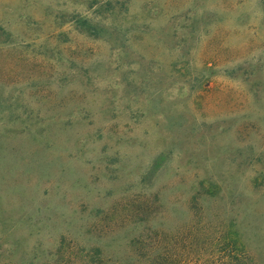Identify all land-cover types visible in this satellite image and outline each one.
<instances>
[{"label":"rangeland","instance_id":"374dc122","mask_svg":"<svg viewBox=\"0 0 264 264\" xmlns=\"http://www.w3.org/2000/svg\"><path fill=\"white\" fill-rule=\"evenodd\" d=\"M147 219L264 264V0H0V262Z\"/></svg>","mask_w":264,"mask_h":264},{"label":"trees","instance_id":"16d2710c","mask_svg":"<svg viewBox=\"0 0 264 264\" xmlns=\"http://www.w3.org/2000/svg\"><path fill=\"white\" fill-rule=\"evenodd\" d=\"M152 206L145 209L151 211ZM147 219L141 235L127 241V253L106 254L96 248H82L67 255L66 264H256L252 255L232 236L192 233V225L174 232L151 225ZM239 242V241H238ZM0 264H5L1 263Z\"/></svg>","mask_w":264,"mask_h":264}]
</instances>
